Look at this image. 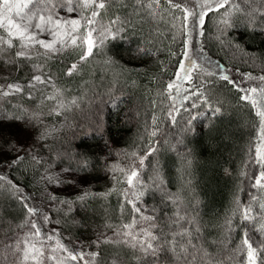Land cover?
I'll use <instances>...</instances> for the list:
<instances>
[{
    "label": "trees",
    "instance_id": "16d2710c",
    "mask_svg": "<svg viewBox=\"0 0 264 264\" xmlns=\"http://www.w3.org/2000/svg\"><path fill=\"white\" fill-rule=\"evenodd\" d=\"M186 1L173 0L180 4L176 8L161 0L149 9V0H106L98 22L120 31L86 61H80L83 49L71 47L50 58L33 53L31 59H17L14 49L0 57L2 85L24 86V93L0 99V143L6 144L15 132L16 122L4 116L5 110L15 111L31 132L40 131L35 146L30 143L33 135L17 153L0 156V180L15 192H0V251L27 227L26 221L36 219L42 234H55L73 253L94 252L103 264L109 258H119V264H184L171 251L161 253L158 260L141 255L117 235L133 210L120 184L113 189L101 184L104 171L115 164L100 149L103 143L116 160L132 154L145 157L141 184L135 188L144 195L136 207L155 218L158 228L152 229L153 234L164 233L154 244L168 247L169 233L180 231L182 225L193 230L207 251L223 258L224 264H247L246 251L232 257L220 245L227 241L228 249L243 247L245 233L256 239L239 210L251 205L255 214L258 204L264 205V191L252 188L254 175L264 171L256 155L261 118L237 86L212 71L193 69L191 81L182 79L177 84L192 18L183 11L190 12ZM225 11L204 16L198 29L199 47L229 68L264 76V18L257 17L253 24L234 13L228 26L222 23ZM117 18L119 22L111 25ZM10 58L15 63H8ZM72 64H77V70L68 75ZM40 73L50 74L54 87L37 85L29 98L28 85ZM170 83L175 84L171 92ZM57 89L56 101L42 100L41 90L51 96ZM193 91L202 96L185 100ZM61 102L65 108L59 107ZM53 108L44 126L40 119H28ZM35 147L41 155L39 163L31 160ZM45 164L86 174L94 184L72 194L43 187L36 174ZM176 196L180 204L173 202ZM25 205L38 209L39 217H30ZM178 209L195 222L173 225ZM260 239L264 240V233ZM262 259L264 253H258L257 264ZM7 264H14V257Z\"/></svg>",
    "mask_w": 264,
    "mask_h": 264
},
{
    "label": "snow or ice",
    "instance_id": "6c2138e0",
    "mask_svg": "<svg viewBox=\"0 0 264 264\" xmlns=\"http://www.w3.org/2000/svg\"><path fill=\"white\" fill-rule=\"evenodd\" d=\"M160 2L161 0H149L147 8L151 9L153 5H159ZM167 2L173 7L180 8V4L173 3V0H167ZM137 3H141V0H137ZM241 4L244 7H241ZM106 6V0H0V57L8 55L10 49H15L13 55L17 59H31L33 53L50 58L52 54L63 52L66 48L71 47L83 49L80 61H86L94 55V50L101 47L105 40L114 35L110 26L98 23L97 18L101 15L99 10L106 9ZM141 6L143 7L144 5L141 4ZM205 6L208 9L206 12L196 10L189 12L186 8L183 11L188 16L198 19L201 25H203L204 16L208 15V12L219 11L220 9H226L222 23L228 26H230V18L234 13L240 14L246 21L253 24L258 22L257 17L264 18V0H205L204 3L199 5L200 8ZM89 9H91L90 15L85 17L83 12ZM60 12L69 15L78 13L80 18L65 19L61 17ZM81 20L84 21L83 25ZM118 22L119 18L112 20L110 24L116 25ZM82 27L83 32H81ZM119 31L120 29H117V33ZM44 33L50 35L52 39H40L39 35ZM39 49L43 51H39ZM188 59L191 60V57L189 56ZM7 62L15 63V60L10 58ZM36 67L39 68L40 65H36ZM77 67V64H72L67 74L72 75L77 70ZM198 67L194 62L191 63V67H185L184 64H181L177 79L191 81L192 70ZM221 78L236 86L235 82L231 81L227 75ZM248 78L252 79L250 75ZM259 79L264 81V76L259 77ZM37 85H43L45 88L53 85L51 75L40 74L32 77V81L28 85L29 91L27 95L29 98H32V90ZM174 87L175 84L170 83L167 86L168 91L171 92ZM241 91L245 90L241 89ZM247 91L257 93V88ZM19 93H24V86L19 84L0 85V99ZM41 93L42 100L56 101L59 90L57 89L56 94L51 96L43 95V90H41ZM192 96H202V93L193 91L190 95L185 96L184 99H191ZM242 99L251 101L253 107H257V115L261 118V130L264 132V110H260V107H264V104H261V102H264V87L259 89V100L253 99L252 95H245ZM72 103L75 104V101H72ZM59 107L65 108V105L61 102ZM192 107L195 108L197 105L193 103ZM215 111L218 112L219 109ZM2 112L3 110L0 109V113ZM13 118L19 119V117ZM28 119L29 121L39 119V116L32 114L28 116ZM173 121H175V117H173ZM152 135H155V132ZM152 151H155V149ZM256 155L258 157L257 163L264 164V150L257 147ZM144 159L145 157L139 159L141 168L144 165ZM119 171L124 172L125 170L119 169ZM125 175L129 188H136L141 184L139 178L140 170L135 166H132L130 172L125 173ZM157 186L159 187V185ZM252 188L264 191V171H261L258 176L254 175ZM132 195L134 199H128L127 193H125L126 202L131 206L134 213L140 215L141 220L149 221L150 223L147 228H140V237L138 238L131 230L138 224V221L133 218L131 224L124 225L126 231L123 235L130 238L125 240L124 243H127L132 248H138L144 255L150 256L153 260L160 259L161 253L166 254L171 251L174 257L177 260L182 259L184 264H196L197 261H199V264H224L223 258L213 256L207 251L204 245L200 243L201 238L198 235H194L193 230L182 225L180 231L173 229L169 233L170 239L165 240L168 247L159 243L154 244L153 242L159 241L164 236V233L161 230L160 236L153 234L152 229L158 228L155 218L143 216L141 209L136 207V201L140 200L144 193L140 192L137 194L133 192ZM168 195L171 198V194ZM257 199L256 196L252 197L253 201H257ZM173 202L180 204L179 196H176ZM25 207L30 217H39L38 209L27 207V205ZM239 211L241 218L250 223L252 231L256 233V239L254 240L251 235L245 233L242 241L243 247L234 250L228 249L227 241L223 242L220 247L225 251L231 252L232 257L238 252L246 251L247 264H257L258 253H264V240L260 239V234L264 233V205L258 204L255 214H253L251 205ZM43 220L46 222L48 217H43ZM181 221L187 224L195 222L194 218L188 220L185 215H181L178 209L172 224L178 225ZM25 224L29 228V232L23 237L16 236L11 243L3 245V251H0V264H7L9 257H15L18 264H28L29 261H32L33 264H46V262H50V264H68L69 261L73 262V264L77 261L87 264L84 260V253L71 252L65 244L56 239L55 234H42L41 227L38 226L36 219H30ZM194 231L199 233V228L194 229ZM177 237L181 239L178 240ZM50 241L53 243H48ZM46 251L48 255H45ZM60 253H65V255H60ZM89 255L91 256L92 264H94L97 254ZM113 264H115V261ZM259 264H264V259L260 260Z\"/></svg>",
    "mask_w": 264,
    "mask_h": 264
},
{
    "label": "rangeland",
    "instance_id": "374dc122",
    "mask_svg": "<svg viewBox=\"0 0 264 264\" xmlns=\"http://www.w3.org/2000/svg\"><path fill=\"white\" fill-rule=\"evenodd\" d=\"M187 1H189L188 6L190 9V12L193 10L200 11V12H205L206 10H208L207 6H205L204 8L199 7V5L204 3L205 0H187ZM60 15L61 17L65 19H79L80 18V15L78 13H72L69 15L64 12H60ZM83 15L85 17L89 16L90 9L88 11L83 12ZM83 23L84 21L81 20L82 25ZM98 23L103 24L100 22ZM103 25L110 26L108 24H103ZM110 27L112 28L113 34L117 31V29H119V27L117 28H114L112 26ZM198 29H199V20L192 17L191 22H190V31L188 33V38H187L188 39L187 46L185 49L184 56L181 59V64H184L185 67H191V63L194 62L196 65L199 66L198 68H201L205 71H208V72L212 71L218 74L219 76L227 75L231 81L235 82V85L240 89V91L241 89L245 90V91H241L243 96L252 95L253 99L259 100V89L260 87H264V81L260 80L258 77L252 76L251 74L240 72L235 69L229 68L225 66L224 64L220 63L219 61H217L216 59L210 58L207 54H205L201 50V48L199 47L197 43ZM81 32H83V27L81 28ZM93 35L95 38V33ZM39 38L44 39V40L52 39V37L48 35L47 33L40 34ZM14 43L16 42L14 41ZM57 47H59V45H57ZM39 51H43V50L39 49ZM189 56L191 57V60L188 59ZM179 72H180V67H179L178 73ZM40 74L44 75V73H40ZM249 75L252 77V79L248 78ZM181 80L182 79L180 80L177 79V84L181 85L180 84L182 82ZM2 84L3 82L1 81L0 85ZM252 88H257V93H250V91H247ZM261 104H264V102H261ZM258 107H260V105H258ZM53 109H50V110L46 109L45 111H42L41 113H37V116H39V119L41 121V125L44 126L45 124L49 123L48 117L51 115L50 112L51 113L55 112L53 111ZM260 110H264V107H260ZM14 112L10 110H5L4 112L5 113L4 116L11 117L13 121L16 122V125L15 127H13L15 129V132L12 134V136H10L8 141H6V144L0 143V156L4 154H8V153H17L19 150V147L25 144V142L29 139V137L31 138V136L33 135H34V138L31 139V142L29 140L27 143L30 142L31 145L33 146H35V144L38 143L37 140L39 139L40 131H38V133L31 132L30 129L25 127V124L20 120V118L19 119L13 118V117H18L16 114H14ZM19 115L22 116V114H19ZM262 137H264V132H262L261 130L259 147L262 150H264V139H262ZM100 149L103 151L104 155L107 158L115 162V164H113V166L110 167L109 170L104 171L101 184L107 189H113L116 184H120L122 186V192L124 193V195L125 193H127L128 199H134L132 193L135 192V188H129L125 173L130 172L132 166H135L137 169H139L141 173V166L139 164V159L143 157V154H135V155L132 154V155L126 156V159L124 160H116L113 154H111L108 151L107 145L101 143ZM37 150L38 148L35 147L33 150L34 152H32V155H31V160H33L34 163L36 162L39 163V160H41V157H40L41 155L37 154ZM119 169H124L125 171L121 172L119 171ZM139 178L141 181V176ZM36 180H37L36 182L43 187H47V188H50L51 190L58 191L61 193H66V194H72L79 190L87 189V187H89L93 183V180L91 181V179L88 178L86 174L75 173L73 170L68 169L65 166H52L50 164L41 165L38 168L37 174H36ZM12 190L13 189L11 186L9 187L5 182L0 180V192H7V193L10 192L13 195H15L14 190L13 191ZM141 214L143 216H147L143 212L142 209H141ZM133 218H135L138 221V224L131 230L133 234L138 236V238L140 237V228L142 227L147 228L149 226V223H150L149 221L141 220L140 215H137L136 213L132 211V214L129 216L127 221H125L120 227V229L117 231V235L121 239L123 240L130 239L129 237H125L123 235V233L126 231V229L124 228V225L131 224L133 221ZM49 225L54 231L58 232V229L54 227L52 223H50ZM28 232H29V228L26 227L25 229H23V231H21L19 236L23 237ZM48 234H51V233L48 232ZM143 238L147 239L146 237H143ZM48 243L51 244L53 242L50 241ZM134 249L135 251L141 253L142 255L141 250H139L138 248H134ZM84 254H85L84 260L87 262V264H92L91 256L89 254H96V253L86 252ZM45 255H48L47 251L45 252ZM60 255H65V253H60ZM114 261H115V264H119L120 259L119 258H109L107 261V264H113ZM14 264H18L17 259L15 257H14ZM28 264H33V262L29 261ZM46 264H50V262H46ZM68 264H73V262L69 261ZM74 264H81V263L77 261V262H74ZM94 264H103V263L96 256Z\"/></svg>",
    "mask_w": 264,
    "mask_h": 264
}]
</instances>
